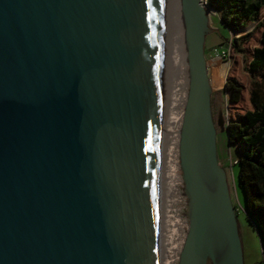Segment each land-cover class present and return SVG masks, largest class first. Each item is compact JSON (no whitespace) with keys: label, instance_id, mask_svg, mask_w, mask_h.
I'll return each instance as SVG.
<instances>
[{"label":"water","instance_id":"1","mask_svg":"<svg viewBox=\"0 0 264 264\" xmlns=\"http://www.w3.org/2000/svg\"><path fill=\"white\" fill-rule=\"evenodd\" d=\"M181 1L188 229L178 264H244L217 158L211 6ZM169 18L168 0H0V264H157Z\"/></svg>","mask_w":264,"mask_h":264},{"label":"trees","instance_id":"2","mask_svg":"<svg viewBox=\"0 0 264 264\" xmlns=\"http://www.w3.org/2000/svg\"><path fill=\"white\" fill-rule=\"evenodd\" d=\"M212 8L221 9L219 14L223 26L237 31L243 24L256 20L264 0L246 2L245 0H208ZM261 28L259 44L254 47L248 63L247 72L251 77V87L247 91L250 108L243 114L228 117L227 142L238 146L242 153L237 158V178L243 192L249 222L259 234L264 248V20L258 23ZM250 36L233 38L228 46L230 53L239 51V42H247ZM228 107L243 99V85L236 79H227Z\"/></svg>","mask_w":264,"mask_h":264},{"label":"rangeland","instance_id":"3","mask_svg":"<svg viewBox=\"0 0 264 264\" xmlns=\"http://www.w3.org/2000/svg\"><path fill=\"white\" fill-rule=\"evenodd\" d=\"M247 2L255 0H245ZM219 14L221 9H210L209 26L212 31L205 38V60L208 66V76L212 85L211 93V108L214 117V122L217 127L216 146L217 158L219 164L224 167L227 181L229 184V192L232 199L233 206H240L243 203V192L237 178L238 166L233 165V160L237 159L242 151L234 145L228 144L226 134V123L228 117L243 114L249 109L250 102L247 91L251 87V77L247 72L248 63L255 46L259 44L261 37V28H258V23L264 20V6L260 7L259 15L256 20L249 21L243 24L237 31H233L225 27L220 22ZM249 35L247 42H239V51L230 53V60L227 56H220L222 50L227 51L229 43L233 38L239 36ZM187 48L185 42V57L187 58ZM184 73L188 75V71ZM183 73V74H184ZM227 79H236L243 85V99L236 104L228 107V92L225 89V82ZM178 154V153H177ZM179 163V162H178ZM179 168L180 165L178 164ZM183 191V190H182ZM185 197V198H184ZM182 197L187 201V197ZM182 206V216L188 223L187 204L180 202ZM243 209V208H242ZM238 224L241 234V241L243 246L244 264H264L262 261V250L260 247L258 235L253 229V225L249 222L248 217L243 211L238 212ZM179 254V253H178ZM178 264V260L176 262Z\"/></svg>","mask_w":264,"mask_h":264},{"label":"bare ground","instance_id":"4","mask_svg":"<svg viewBox=\"0 0 264 264\" xmlns=\"http://www.w3.org/2000/svg\"><path fill=\"white\" fill-rule=\"evenodd\" d=\"M181 2V0H168L169 23L175 62V85L167 103L160 151L158 153L157 264H176L178 253L181 251L188 229V223L182 216L184 213H182L180 204L181 201L183 205L188 201L182 198L185 194L182 191L183 181L178 166L177 154L178 135L180 134V124L188 86V75L184 73L188 69V65L184 54V13ZM211 87L210 83V89Z\"/></svg>","mask_w":264,"mask_h":264},{"label":"built area","instance_id":"5","mask_svg":"<svg viewBox=\"0 0 264 264\" xmlns=\"http://www.w3.org/2000/svg\"><path fill=\"white\" fill-rule=\"evenodd\" d=\"M208 3H209L208 0H201L200 5L206 8L208 6ZM227 53H228V49H227V51L222 50L220 53V56H225V55L227 56ZM232 163H233V165H237V159H234ZM234 210L237 214H238V212L240 213V211H243L242 207L237 206V205L234 206ZM261 255H262V261L264 263V250L262 251Z\"/></svg>","mask_w":264,"mask_h":264},{"label":"crops","instance_id":"6","mask_svg":"<svg viewBox=\"0 0 264 264\" xmlns=\"http://www.w3.org/2000/svg\"><path fill=\"white\" fill-rule=\"evenodd\" d=\"M255 1H257V0H255ZM255 1H251V2H255ZM246 2H247V1H246ZM248 3H250V2H248ZM244 203H245V198L243 197V203H242V205L240 204V206H241L242 208H244ZM252 227H253L254 231H256V229L254 228V226H252ZM256 234L258 235V239H259V234H258L257 231H256ZM259 243H260V240H259ZM260 247H261V243H260ZM261 250L263 251L264 248L261 247ZM243 258H244V255H243Z\"/></svg>","mask_w":264,"mask_h":264}]
</instances>
